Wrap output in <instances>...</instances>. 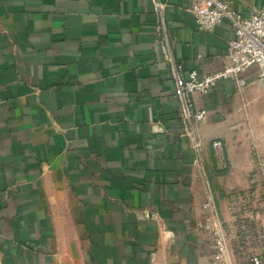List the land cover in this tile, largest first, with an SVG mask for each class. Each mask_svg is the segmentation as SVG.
Masks as SVG:
<instances>
[{
	"label": "crops",
	"instance_id": "crops-1",
	"mask_svg": "<svg viewBox=\"0 0 264 264\" xmlns=\"http://www.w3.org/2000/svg\"><path fill=\"white\" fill-rule=\"evenodd\" d=\"M195 1L0 0V264H217L228 215L202 174L246 185L243 163L210 177L227 170L248 86L196 94L208 117L182 124L156 4L187 74L222 70L234 37L228 21L199 31ZM225 1L243 17L264 10Z\"/></svg>",
	"mask_w": 264,
	"mask_h": 264
},
{
	"label": "rangeland",
	"instance_id": "rangeland-1",
	"mask_svg": "<svg viewBox=\"0 0 264 264\" xmlns=\"http://www.w3.org/2000/svg\"><path fill=\"white\" fill-rule=\"evenodd\" d=\"M225 141L227 176L234 166H246L242 189H215L202 174L206 197L217 206L225 203L227 217H218L216 233L224 239L228 264H264V81L248 85ZM221 186V185H220ZM219 186V187H220Z\"/></svg>",
	"mask_w": 264,
	"mask_h": 264
},
{
	"label": "built area",
	"instance_id": "built-area-1",
	"mask_svg": "<svg viewBox=\"0 0 264 264\" xmlns=\"http://www.w3.org/2000/svg\"><path fill=\"white\" fill-rule=\"evenodd\" d=\"M161 18L162 42L165 59L170 65L174 81V96L179 105L182 124L187 128L194 123L204 122L208 113L200 110L195 104V95H207L220 83L230 81L238 89L249 85L247 73L256 68L259 79L264 81V10L256 11L249 17H243L233 11L225 0H196L192 12L199 31L212 32L223 22L228 21L234 29V37L229 43L226 64L220 71L200 74L197 71L186 73L170 50L167 30L162 15L165 6L156 4ZM192 138L195 137L191 131ZM197 152L201 145L196 143ZM217 264H228L224 239L216 233L215 238Z\"/></svg>",
	"mask_w": 264,
	"mask_h": 264
}]
</instances>
